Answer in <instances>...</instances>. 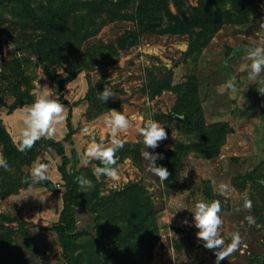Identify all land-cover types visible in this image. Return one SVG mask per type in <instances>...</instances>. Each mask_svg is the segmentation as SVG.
<instances>
[{"label": "rangeland", "instance_id": "374dc122", "mask_svg": "<svg viewBox=\"0 0 264 264\" xmlns=\"http://www.w3.org/2000/svg\"><path fill=\"white\" fill-rule=\"evenodd\" d=\"M262 23L264 0H0V127L18 144L23 107L40 86L53 88L65 111L47 139L61 147L65 172L90 180L91 193L108 203L94 220V232H106L96 243L92 216L61 173L62 156L44 145L17 148L0 168V264L215 263L198 229L183 223L197 199L219 200L221 235L242 238L220 264H264V73L249 81L242 70L245 49L264 44L255 34L264 37ZM104 87L113 93L106 103L98 99ZM110 109L130 126L116 153L118 180L98 181L99 161L82 164L89 139L82 129L107 143L102 119ZM148 119L166 132L147 149L163 154L156 161L170 173L163 185L141 155L136 129ZM36 161L50 164V180L21 183ZM220 183L230 185L223 195ZM148 201L158 237L151 248L140 225ZM67 225L78 230L73 242L59 233L70 235Z\"/></svg>", "mask_w": 264, "mask_h": 264}, {"label": "clouds", "instance_id": "9594fccd", "mask_svg": "<svg viewBox=\"0 0 264 264\" xmlns=\"http://www.w3.org/2000/svg\"><path fill=\"white\" fill-rule=\"evenodd\" d=\"M260 29H264V23L261 24ZM255 34L257 37L264 39L260 31ZM7 48L9 50L16 49V44L10 43ZM245 52L248 63L243 66L242 70L247 72L249 81H258L261 74L264 73V44L250 46L245 49ZM15 55L19 56V52H16ZM259 82L264 83V80ZM233 84V80L226 82V86L229 88L233 87ZM260 92L264 93V88ZM110 97H113L112 90L104 87L103 91H100L98 99L106 103ZM64 111L65 105L60 101L59 95L55 90L47 85L44 87L40 86L34 92V100L22 109L23 127L19 133L18 151L23 152L31 149L38 140L53 136L55 133L54 125L63 120ZM102 123L110 136L107 143L102 135L99 140L97 139V133L94 128L85 127L82 129L83 133L89 137L87 147L83 153L82 164L87 166L93 160L99 161V165L93 169V175L96 179L99 181L104 177L116 181L119 178L117 165L119 158L116 153L124 147L126 141L121 137V134L127 132L130 121L123 111L118 112L115 109H110L108 113L103 115ZM136 131L142 137V142L146 149L141 152V155L150 162L149 171L155 177H158L159 182L163 185L170 175L166 167L157 166L156 164L158 159L164 158L163 154L154 151L150 153L147 149H156L158 142L166 139L165 128L159 122L148 119L144 121L142 126L137 127ZM8 167L6 159L0 157V168L7 170ZM49 168L50 164L48 163L33 162L28 174L21 178V183L34 186L40 182L49 181ZM77 182L82 192L86 188L92 187V182L82 177H77ZM116 186L113 184V187ZM229 189V184L220 183L215 190L223 195ZM244 207L250 209L252 201L246 199ZM187 210L192 213V220L189 222L185 219L183 223L198 229L196 237L198 241L203 243L204 248L213 250L215 264H220L222 260L228 258L240 248L242 238L239 232L228 234L227 242L226 238L220 233V226L223 221L220 215L221 203L219 200L209 202L204 199H197L192 208ZM246 219L249 224L255 222L251 216L246 217Z\"/></svg>", "mask_w": 264, "mask_h": 264}, {"label": "trees", "instance_id": "16d2710c", "mask_svg": "<svg viewBox=\"0 0 264 264\" xmlns=\"http://www.w3.org/2000/svg\"><path fill=\"white\" fill-rule=\"evenodd\" d=\"M22 104H23V101L16 103L15 107H20V106H22ZM13 143L14 142L12 141L11 136L6 132V130L4 129V126L2 125L0 127V149H1V153L4 157V159L5 158L12 159L16 155V150L18 148V144L13 145ZM38 145H44V146H47L51 149H56L57 154L59 156H62L63 162L65 161L66 158H64V156H63L64 155L63 151H62L61 147L59 146L58 142H56L54 139H51V138L50 139H47V138L40 139L37 142H35V144L32 146V148L35 146H38ZM66 163L64 162L63 163L64 165L61 166L63 169L60 167V170H62L61 173L65 174V176L68 178V181H69L70 186H71V188H69V189L71 190V193L74 194V196H73L74 199L79 196L81 198V200L83 201V203L86 205L85 209L88 211L89 215L92 216V224L93 225H91V227H92V234H93L95 227L98 226V224L94 222V220L98 217V214H99L98 209H102V211H103L104 208L106 207V204H108V203L103 201V199L96 198L91 193L90 188H89V190L86 188L84 190V192L81 191V187L78 189V186H80L77 182L78 174L71 172L70 169L68 170V168L66 169L67 172H65ZM147 204H148L147 207L146 206L144 207L145 211L147 212V215L145 216V218L143 219V221L140 225L143 227V231L148 228L147 232H145V234L144 233H142V234H144L143 239L147 242L146 244L148 246H150V248H151V246H154V244L156 243L158 237H157V233H156L157 228L155 226V223H156L155 211H153L152 205L149 201L147 202ZM136 212H138V210ZM107 213L109 214L108 209H107ZM106 217L108 218V216H106ZM110 223L113 224V219L110 220ZM67 226H68L67 228L70 229V231H71L70 235L65 234L64 233L65 231H63V229H65V228H62V227L59 228V230H60L59 233L61 235V238H64V237L67 238V236H70V240L73 242V240H75L77 238L78 230L71 225H67ZM88 228L89 229H84V231L88 232V234H91L90 226H88ZM76 230H77V232H76ZM105 233L106 232H103L100 234V232H94V237H95V239H97V241L95 240L96 243H98L100 240L105 238ZM181 246H182V244H179L178 242L175 244V248L177 250H179V247H181ZM146 260H150V256H149V259H146Z\"/></svg>", "mask_w": 264, "mask_h": 264}, {"label": "water", "instance_id": "95a60500", "mask_svg": "<svg viewBox=\"0 0 264 264\" xmlns=\"http://www.w3.org/2000/svg\"><path fill=\"white\" fill-rule=\"evenodd\" d=\"M50 187H51V185H50ZM112 248H114V249H115V246H114V245H112ZM206 264H215V263H209V262H206Z\"/></svg>", "mask_w": 264, "mask_h": 264}]
</instances>
